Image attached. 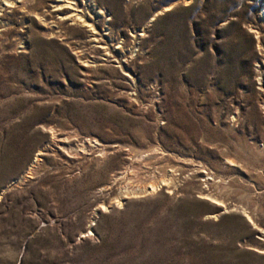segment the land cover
<instances>
[{
	"label": "rangeland",
	"instance_id": "374dc122",
	"mask_svg": "<svg viewBox=\"0 0 264 264\" xmlns=\"http://www.w3.org/2000/svg\"><path fill=\"white\" fill-rule=\"evenodd\" d=\"M0 264H264V0H0Z\"/></svg>",
	"mask_w": 264,
	"mask_h": 264
},
{
	"label": "bare ground",
	"instance_id": "6f19581e",
	"mask_svg": "<svg viewBox=\"0 0 264 264\" xmlns=\"http://www.w3.org/2000/svg\"><path fill=\"white\" fill-rule=\"evenodd\" d=\"M73 17V16H72ZM75 17V16H74Z\"/></svg>",
	"mask_w": 264,
	"mask_h": 264
}]
</instances>
